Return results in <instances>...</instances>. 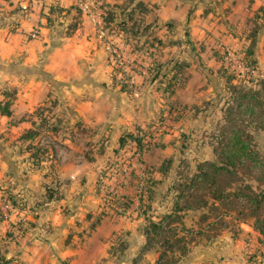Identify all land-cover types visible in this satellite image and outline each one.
<instances>
[{
    "label": "rangeland",
    "instance_id": "374dc122",
    "mask_svg": "<svg viewBox=\"0 0 264 264\" xmlns=\"http://www.w3.org/2000/svg\"><path fill=\"white\" fill-rule=\"evenodd\" d=\"M130 1L109 4L104 17L110 20L104 19L99 30L103 45V52L97 55L103 65L100 78L115 86L118 108L113 110L119 112L110 121L81 120L66 103L72 93L80 94L66 85L79 79L60 81L29 67L12 72L11 78L0 77V90L6 88L14 94L13 116L0 124V183L13 192L21 210L17 213L6 207L1 197L0 209L12 220L9 222H15L10 227L19 241L11 253L17 264H70L73 255L62 250L66 238L70 240L67 246H75L73 252L78 244L84 249L78 256L83 264H95L100 259L94 262L89 252H104L105 248L110 255L98 264L130 263L140 250L139 233L146 222H138L131 212L141 213L146 207L157 219L172 205V193L167 190L171 180L179 172L194 171L198 161L213 157L215 138L211 134L220 124L221 105L229 95L228 80L235 79L227 76L231 71L240 75L248 71L242 53L246 46L253 44L254 48L252 75L264 77V0H171L163 6L164 0H146L149 10L144 18L137 8L131 19L124 20L128 31L124 30L120 41L115 40L122 28L123 12L128 10L122 7H129ZM175 62L180 71L177 78L172 76ZM36 75L44 86L36 83ZM93 78L88 73L82 79ZM172 79L173 93H166L164 87ZM175 97L186 105L180 110L183 113L170 115L163 104ZM119 117L124 121H117ZM162 120L165 133L160 136L157 124ZM30 128L36 132L34 136L23 137ZM128 132L143 134L141 149L130 137L125 139V148L116 149L119 136ZM255 140L259 146L264 144V130L255 133ZM168 157L173 160L168 173L159 182H151L152 200L143 202L145 197L140 195L150 184L148 176L159 177L155 170ZM120 193L132 198L124 212L114 198ZM200 212L185 211L184 224L196 226ZM88 213L91 216L87 219ZM97 213L110 219L118 216L114 224L120 227L111 232L108 223L100 237L92 234L89 222L96 220ZM70 216L72 221L67 220ZM75 218L84 226L77 235L69 233L76 230L70 226ZM231 228L214 230L218 232L213 241L220 237V241H235L239 235L234 236ZM119 230L122 234L116 233ZM126 230L132 233L125 234ZM122 240L128 243L125 249L120 246ZM11 242L0 244L5 247ZM204 247V241L191 243L173 264L193 260V264H200L206 256ZM248 254L240 264L262 263L250 262ZM156 256V250L145 252L138 264H148Z\"/></svg>",
    "mask_w": 264,
    "mask_h": 264
},
{
    "label": "trees",
    "instance_id": "16d2710c",
    "mask_svg": "<svg viewBox=\"0 0 264 264\" xmlns=\"http://www.w3.org/2000/svg\"><path fill=\"white\" fill-rule=\"evenodd\" d=\"M133 1H130L129 7H122L123 11L128 9L127 12H123V22H120L122 33L124 30L128 31L125 21L134 16L137 8L141 16L149 10L142 0ZM57 9L60 11V8ZM104 19L110 20L105 17ZM145 26L149 27V22ZM253 50L251 44L242 52L243 59L249 67L248 71L242 75L231 71L227 76L228 78L233 76L235 79L228 80L229 95L221 105L220 124L211 134V137L215 138L212 140L213 157L198 161L194 171L187 174L179 172L178 176L171 180L167 190L172 193V205L157 219L147 213L146 207L140 209L146 221L142 225L144 242L128 264H138L141 254L150 250H156L157 256L148 264L176 263L180 255L186 253L191 243L204 241L206 244L213 241L218 232L215 233L214 230L217 228L221 230L232 227V233L236 236L239 231L236 226L241 222L250 223L258 232L259 245L264 242V144L259 146L255 140V133L264 130V77L255 78L252 75L255 67ZM177 68L179 65L175 62L172 75L174 78L180 74ZM173 83L172 79L164 87L166 93H173L171 92ZM13 98V92H8L6 88L0 90V114H11ZM169 99L163 104L169 108L168 114L181 113L180 110L186 104L176 97ZM162 122L163 120L157 124L160 136L165 133ZM35 133L33 128H30L22 136L30 138ZM149 134H152L151 131ZM127 137L136 142L138 150L145 142L143 134L138 136L132 132L124 133L118 138L117 150L126 147ZM172 161L171 157L164 158L155 170L160 176L156 178L148 176L150 184H147L146 189H142L140 195L145 197L142 198L143 202L148 203L152 200L154 190L151 182L157 183L165 177ZM0 197L6 207H12L17 213L20 212L21 206H18L16 196L1 183ZM114 198L121 212L132 203V198L123 193L116 194ZM143 202H140V205ZM198 209L201 212L197 217L196 226H186L183 222L185 211ZM6 218L7 215L0 209V222ZM226 219L230 221L227 223ZM10 224L3 234H0V242L8 237H14L10 226L15 222ZM120 246L124 248L126 242L122 240ZM11 260L12 258H6L0 246V264H11ZM247 260L253 263L263 262L264 250L258 249L248 254Z\"/></svg>",
    "mask_w": 264,
    "mask_h": 264
},
{
    "label": "crops",
    "instance_id": "0c3cea01",
    "mask_svg": "<svg viewBox=\"0 0 264 264\" xmlns=\"http://www.w3.org/2000/svg\"><path fill=\"white\" fill-rule=\"evenodd\" d=\"M81 1L87 7L80 4L78 0H6L0 7V77L11 78L12 72L21 71L22 67H29V70L34 73H48L53 79L60 81L79 79L77 83L71 81L70 85H66L67 88L72 87L80 92L78 95L72 93L71 101L66 103L75 110L76 115L81 120H109L114 113L118 115L119 112L113 110L118 108L115 86L106 78H104L106 82L100 78L103 65L98 62L97 55L103 52L101 48L103 45L99 38V30L104 22V9L109 7V4L112 6L114 2L119 0ZM142 1L144 4L147 2L146 0ZM167 1L171 2V0H164L161 6L164 5L163 3H168ZM57 8H60V12ZM176 9L174 4L172 8L174 14L171 15L173 18L176 16ZM157 17L159 18V16ZM160 19L166 21L162 15ZM122 37L123 33L117 31L114 39L120 41ZM88 73L94 77L93 80L82 79ZM34 77L36 83L44 86V81H41L37 75ZM17 94L19 98V93ZM18 98L16 99L17 102ZM133 114L135 115L136 111ZM11 116H13V112L10 115L0 114V124ZM124 119V117H119L117 121H124ZM126 213L129 214L130 212L126 211ZM89 216H91L90 213L86 215V218ZM8 217L0 222V234H3L6 227H9L11 223L9 221H12ZM71 217L73 216L67 220L72 221L70 220ZM94 217L96 220L89 222L90 232L92 231V234L95 235L99 234V237L108 223L111 226V232L120 227H116L114 224L118 221V216L113 215V219H110V216L97 213ZM131 217H136L138 222L144 220V216L137 211L131 212ZM84 221L86 220L84 219ZM82 225L83 222L75 218L70 226L76 230H71L69 233H76L77 235L79 231H83L84 226ZM237 228L239 236L235 237V241H220L223 238L220 237L206 243L203 253L206 256L199 263L240 264L245 262L247 251L253 253L258 248L259 234L248 222L237 224ZM121 232L119 230L116 233L122 234ZM13 233L14 237H8L1 240L0 243L9 241V239H12V242L5 247L0 246L6 258H12L11 264H17L16 256L11 253V250L13 245L18 244L19 240L18 235L15 236L14 230ZM124 233H132V231L126 230ZM139 234L140 247L144 242V236L142 231ZM89 237L91 238V235ZM69 241L68 238L64 239L63 244L66 245L62 247V250L70 256L73 255L70 264H83L84 262L78 256L84 249L82 250L78 244L76 246L78 248L73 252L71 249L75 246L73 244L67 246ZM89 253L94 262L95 259H100L95 264L110 255L107 248L104 249V252L90 251ZM196 258L195 255L193 259ZM193 261L190 264H193Z\"/></svg>",
    "mask_w": 264,
    "mask_h": 264
},
{
    "label": "built area",
    "instance_id": "2783aa9c",
    "mask_svg": "<svg viewBox=\"0 0 264 264\" xmlns=\"http://www.w3.org/2000/svg\"><path fill=\"white\" fill-rule=\"evenodd\" d=\"M80 4H82L84 7H87V5L81 1V0H78ZM6 2V0H0V7L2 6V4H4ZM259 249H263L264 250V242L263 243H260L259 245Z\"/></svg>",
    "mask_w": 264,
    "mask_h": 264
}]
</instances>
